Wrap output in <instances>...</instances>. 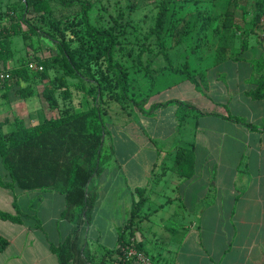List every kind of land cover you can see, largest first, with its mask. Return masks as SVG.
Masks as SVG:
<instances>
[{
	"label": "rangeland",
	"instance_id": "374dc122",
	"mask_svg": "<svg viewBox=\"0 0 264 264\" xmlns=\"http://www.w3.org/2000/svg\"><path fill=\"white\" fill-rule=\"evenodd\" d=\"M93 3V9L90 12L91 21L98 24L100 21L109 24V12L104 8L107 5L106 0H90ZM163 1L169 2V12L167 24L162 33L161 40L166 45V51L173 58L176 66L182 67L186 61L190 62L191 69L198 72H205L204 81L201 82V89L197 91L192 85L182 83L176 85L184 76L171 71L162 70L166 64L163 56V48L160 45L155 33V20ZM259 0H234L237 4L236 16L238 23L233 27L236 35L235 54H242L249 58H258L264 55V23L254 27V16L258 9ZM7 2V1H5ZM230 0H155L145 1L142 6L133 12L134 25L128 28L129 33L124 35L123 40L128 44V48L133 50L132 57H126L129 69H131V82L133 87L130 89V97L117 99L115 94H119V89L108 87L104 91V106L109 114L106 117L109 133L105 138L104 160L105 165L113 167V159L122 163L123 169L120 173L115 174L117 180L111 188L112 195L103 201H99L93 211L92 229L89 232V245L92 249H97L98 253L104 252L103 246H112L114 244L113 236L110 234L112 226L107 224L109 221L117 223L123 213L127 201H129V188L135 185L144 186L148 184L151 176V170L154 166V174L150 185L157 182L156 176L162 168L167 153L166 148L174 145L180 138L185 137L189 127H194L195 122L199 119L200 126L205 129V141H210L209 148L212 149L216 159L220 160L221 155H228V163L235 161L239 153V147L231 141L236 133V128L222 125L225 133L222 135L220 128H215L205 118L199 117V111H211L219 114H227L228 111L239 117L254 123H260L264 118V99L253 100L244 95L243 89L248 86L250 77L257 79L262 70L247 62H236L228 60L219 65H214V49L218 44L219 29L222 26L226 10ZM54 11L51 15L56 20L63 22L74 21L67 31L71 45L77 47L80 44V38L90 43L91 39L77 24L81 16L82 6L75 4L65 6L59 0H52ZM7 4V3H6ZM7 5H0V15H6ZM39 28L46 31L54 30L39 18L38 15L30 17ZM25 28H27L25 26ZM75 30L76 32H71ZM126 38V39H125ZM143 44L150 48L145 52L143 59L144 64L152 62L151 69L153 72L145 74L144 64L135 61L138 51ZM15 49L14 57L10 67L23 66L29 61L36 62L37 59L49 58L61 54V48L58 43L53 41L45 34H32L30 40H25L21 35L13 38ZM96 53L95 49H92ZM92 60L93 69H97V63L94 58L86 57ZM133 58V59H131ZM98 62H102L99 60ZM154 68V69H153ZM85 74V68L81 69ZM205 70V71H204ZM154 72H159L156 84L151 88L153 78L150 77ZM31 73V80L15 82L12 79V88L4 95V90L0 91V119L8 117L10 123L5 126V130L12 129L15 124V118L23 119L27 124L36 123L45 118L57 116L63 110H81L91 106L94 97L89 94L88 89L95 86L93 82L87 80L85 86L87 90L78 89L79 80L73 76H68L69 89L71 96L65 99L63 88H58L59 106L52 108L43 96L45 83L40 78L34 77ZM51 77L57 78L64 74V69L56 64L50 69ZM87 75V74H86ZM88 76V75H87ZM201 77V76H200ZM33 88V94L27 97L21 96L17 90L20 87ZM155 100H171L166 108L153 110L151 105ZM176 100L189 101L196 109H184L179 106ZM192 113V114H191ZM198 114V115H197ZM199 117V118H198ZM190 122V125L188 124ZM231 124V123H229ZM264 133V123L259 124ZM218 129V130H217ZM212 132H217L212 134ZM219 139L223 144L220 146ZM225 144V145H224ZM247 149V154H248ZM247 158L245 157L244 163ZM110 162V163H109ZM104 165V167H105ZM243 170V168H241ZM115 173V172H114ZM135 174V175H133ZM0 177L7 181V170L0 160ZM102 177L97 176L91 182V187L105 188L101 183ZM227 180L226 177L223 181ZM245 182V183H243ZM252 176L250 174L241 175L239 173L238 187L241 185L250 187ZM229 188L228 184L222 186ZM43 189H37L34 193L27 195L20 194L24 190L16 188L13 190L12 197L7 196L5 206L8 212L13 214L21 213L23 219L25 213L36 214L33 222H40L36 231L39 240L48 239L51 241H61L69 233L67 224L69 221H56V217L49 218L61 211L66 200L64 194L53 191V197L46 196ZM41 194V196H39ZM152 195L151 204L156 207L159 201H165L158 194ZM140 198V196H139ZM9 200L17 201V206H13ZM32 201V205L29 202ZM112 213V214H111ZM110 214V215H109ZM162 211L152 217V222H160ZM112 219H109V218ZM43 218L47 223L41 224ZM29 219V218H28ZM66 222V223H65ZM29 223H32L30 220ZM151 223V222H150ZM150 223L145 220L142 222L143 227L149 230ZM6 230L3 236L10 238L19 233L20 227ZM155 228L157 227L154 226ZM103 230L102 236L97 238V231ZM35 232V231H34ZM107 232V233H106ZM148 237L146 247L149 257L155 256V259H161L162 262H169L171 258L167 255L168 243L156 239L144 230ZM2 235V234H1ZM142 237V233H138ZM22 237H16L15 246L20 247ZM42 241V240H41ZM161 258H157V257ZM107 264H115L110 259Z\"/></svg>",
	"mask_w": 264,
	"mask_h": 264
},
{
	"label": "trees",
	"instance_id": "16d2710c",
	"mask_svg": "<svg viewBox=\"0 0 264 264\" xmlns=\"http://www.w3.org/2000/svg\"><path fill=\"white\" fill-rule=\"evenodd\" d=\"M59 1L65 6L75 4L82 6L77 24L82 26L91 39L89 44L80 38L81 42L77 47L71 45L66 29L74 25V21L63 22L52 18L54 11L52 0H0V5H7L6 15H0V91L5 89V95L12 88V79L17 83L21 80H31L30 72H32L34 77L40 78L45 83L43 96L50 107L56 108L60 103L58 88H63L65 91L63 96L65 99L69 98L71 90L67 77L73 76L79 80L78 89L81 91L87 90L85 86L87 80L95 83V86L88 89L89 94L94 97V102L87 108L66 109L57 116L31 124L16 117L14 127L9 130H5V126L10 123V119L8 117L0 119V160L8 175L7 181L0 177V185L11 190L16 188L53 189L65 195L66 206L61 216L73 223L74 227L64 239L58 243H50V249L57 255L59 264H107L108 259L118 264H132L139 259L137 254L128 255L132 243L138 253H143L151 260V264L159 263L161 259L148 256L150 252L146 243L136 240L135 229L140 228L137 224H134L136 227L132 225L142 206L150 199L149 195H145L148 187L139 188L140 198L133 205L129 224L120 232L119 244L116 248L109 249L103 246L104 252L98 253L97 249L90 247L85 237L87 227L92 222L98 198L97 189L91 187V182L102 173L105 165L104 146L106 135L109 133L106 117L109 112L104 106V91L108 87L117 88L119 89V94H115L117 99L127 100L130 97V89L133 85L131 69L126 62V57H132L133 50L128 48V44L121 37L129 33L130 25L136 26L133 12L140 8L143 2L150 0H106L107 5H104V8L109 12L108 26L103 24L100 18H98V24L91 21L90 12L93 9V3L90 0ZM257 5L258 9L253 21L255 28L264 23V0H259ZM169 8V2L163 1L155 20L156 37L163 48L166 62L162 70L183 75L200 90L205 72L191 69L189 61H186L182 67L176 66L165 49V43L161 40L167 24ZM236 9L237 4L234 0H230L219 29L218 44L214 49V65H219L226 60L245 59L242 54L234 53L236 35L233 27L238 23ZM35 15L44 20L54 32L39 28L30 18ZM33 33L45 34L58 43L61 54L53 59H37L35 63L42 65V70L29 68V63L32 61H28L23 66L10 67L15 52L13 38L21 35L25 40H30ZM149 48L147 44H143L135 61L141 65L144 64L143 56ZM92 49H95L96 53ZM86 57L95 59L97 69H93L92 60ZM99 60L102 62H98ZM56 64L64 69V74L53 79L50 69ZM252 64L256 69L262 70V73L257 79L251 81L252 85L245 93L253 100H261L264 99V55L253 59ZM151 66V61L144 64L145 74L153 72ZM82 68L86 69L88 76L82 72ZM158 75L159 72H154L150 76L153 78L150 89L156 84ZM17 92L27 97L34 91L31 86H27L20 87ZM170 102H156L151 105V108L154 110ZM175 102L184 109H196L188 102L179 100ZM198 113L214 114L242 123L251 129H258L253 122L234 115L230 111L227 114H219L198 110ZM176 146L178 172L183 177L191 178L196 170L195 147L178 144ZM17 204L15 200L14 206L16 207ZM24 215L27 216L26 213ZM0 218L12 222H24L21 213L13 214L1 209ZM9 244V238L0 234V250L6 249ZM113 255L121 257L113 258Z\"/></svg>",
	"mask_w": 264,
	"mask_h": 264
},
{
	"label": "crops",
	"instance_id": "0c3cea01",
	"mask_svg": "<svg viewBox=\"0 0 264 264\" xmlns=\"http://www.w3.org/2000/svg\"><path fill=\"white\" fill-rule=\"evenodd\" d=\"M253 59L255 58L245 57V59L236 62L252 64ZM251 77L248 79V86L243 89L245 96H247L245 91L252 85ZM175 83L176 85L181 83L182 85L190 84L199 91L195 84L185 78ZM156 102L161 101L155 100L154 103ZM185 102L190 103L189 101ZM167 105L156 109L163 110ZM198 116L207 119V124L222 129L219 131L222 135L225 133L223 124L236 128L234 138L230 139L242 147H239V153L235 161L228 163L227 154L221 155L220 160L216 159L215 155L211 153L212 149L209 148L211 140L204 142V139L200 137V135L202 137L206 135L204 131L206 127L200 126L199 119H197L194 127H189L185 137L180 138L174 145L166 148L165 160L156 176L157 182L155 185L151 186L150 181L153 178L154 166L157 163L152 167L147 185H135L133 188H129V201L125 204L121 217L117 223H114V221L107 223L109 228L112 226L110 234L113 236L114 244L106 247L114 249L118 246L120 232L129 224L133 205L139 200V188L148 187L145 195H149L150 199L142 206L132 225L136 227L134 224H137L140 228L135 229L136 240L147 242L148 237L144 234L145 230L156 239L159 238V240L168 243L166 250L171 261L167 263L160 261L156 264H264V133L259 127V124L264 123V118L260 123L253 122L258 126V129L254 130L242 123L214 114H199ZM188 124L190 125V122ZM214 133L217 132H212V134ZM218 141L221 146L223 144L221 141L224 140L219 139ZM176 144L195 147L196 170L191 178L183 177L178 172ZM245 157L247 158L246 163L243 162ZM116 160V158L113 159L114 168L109 170L108 165H105L99 175L102 177L101 183L105 188H96L98 192L96 204L112 195L114 188H111V186L117 181L115 180L117 178L113 177H115V174L118 175L124 168L122 166L123 162L118 163ZM239 173L252 176L250 187L237 186ZM225 177L227 180L223 181ZM224 183L228 184L229 188H223ZM35 190H24L20 194L27 195V193H34ZM40 191L45 192L46 196L49 195L51 198L54 195L53 191L56 190ZM152 193L161 195L166 200L159 201V204L153 208L151 204L152 195H150ZM12 195L13 190L0 185L1 210H6L7 196L11 198ZM9 201L13 205V200ZM29 205H32V201L29 202ZM62 210L49 218L56 217L57 222L61 220L68 221L62 218ZM161 211L160 222H152V217ZM26 214L27 216L22 223L0 218V234L2 235L5 234L7 228L17 227L16 225L20 227L19 233L9 238V246L4 250H0V264H59L57 255L50 249V243H58L60 240L56 242L42 238V241L39 240L36 231L40 222H33L36 214ZM41 219V224L47 223L48 219L46 221L43 218ZM30 220L32 223H29ZM144 220L151 222L149 230L145 229V226L143 227L142 222ZM67 225L69 235L74 224ZM92 226L93 223L91 222L85 233L88 241V234ZM103 233V230H98L97 238H100ZM138 233H142V237H138ZM18 235L23 238L19 248L15 246ZM120 257L119 255H113V258ZM115 264L118 263L115 261ZM132 264H151V260L138 259Z\"/></svg>",
	"mask_w": 264,
	"mask_h": 264
},
{
	"label": "built area",
	"instance_id": "2783aa9c",
	"mask_svg": "<svg viewBox=\"0 0 264 264\" xmlns=\"http://www.w3.org/2000/svg\"><path fill=\"white\" fill-rule=\"evenodd\" d=\"M29 68H31V69H35V68L37 69L38 68V69L42 70L43 66L42 65H38V64H36L35 62L32 61V62L29 63ZM2 76H3V74H2ZM133 254H137L138 258L140 260L148 261V258L143 253H138L137 252L135 246L132 243V245L129 247L128 255H133Z\"/></svg>",
	"mask_w": 264,
	"mask_h": 264
}]
</instances>
